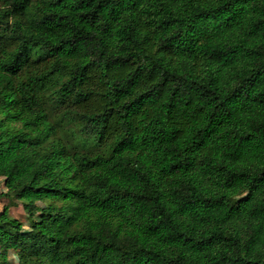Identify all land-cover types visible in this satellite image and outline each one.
I'll return each instance as SVG.
<instances>
[{
  "label": "trees",
  "instance_id": "obj_1",
  "mask_svg": "<svg viewBox=\"0 0 264 264\" xmlns=\"http://www.w3.org/2000/svg\"><path fill=\"white\" fill-rule=\"evenodd\" d=\"M0 179V264H264V0H0Z\"/></svg>",
  "mask_w": 264,
  "mask_h": 264
},
{
  "label": "rangeland",
  "instance_id": "obj_2",
  "mask_svg": "<svg viewBox=\"0 0 264 264\" xmlns=\"http://www.w3.org/2000/svg\"><path fill=\"white\" fill-rule=\"evenodd\" d=\"M5 190H6V187H5L4 181L3 179H0V194L4 192ZM7 204H9V200L4 196L2 197L0 196V212L3 210V208ZM10 212L13 217L18 218L21 221H23L26 228L29 227V222L27 221L26 213L24 212L23 207L20 203L12 206L10 209ZM10 260L12 264H17V258L13 254L10 256Z\"/></svg>",
  "mask_w": 264,
  "mask_h": 264
}]
</instances>
